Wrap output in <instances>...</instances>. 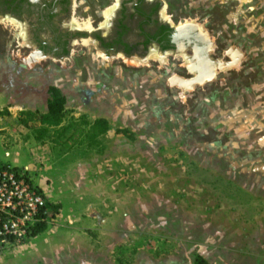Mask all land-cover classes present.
Wrapping results in <instances>:
<instances>
[{
	"label": "rangeland",
	"instance_id": "374dc122",
	"mask_svg": "<svg viewBox=\"0 0 264 264\" xmlns=\"http://www.w3.org/2000/svg\"><path fill=\"white\" fill-rule=\"evenodd\" d=\"M77 2L83 19L102 0ZM162 2L172 24L195 22L212 40V59L237 48L236 62L191 86L170 81L193 77L171 52L143 63L79 42L28 62L19 25L0 20V166L36 186L45 223L0 264H264V54L235 42L239 0ZM49 85L66 97L63 124L83 130L76 140L70 127L60 144L37 141L18 121L45 111ZM98 117L109 130L91 137Z\"/></svg>",
	"mask_w": 264,
	"mask_h": 264
},
{
	"label": "flooded vegetation",
	"instance_id": "af4514ba",
	"mask_svg": "<svg viewBox=\"0 0 264 264\" xmlns=\"http://www.w3.org/2000/svg\"><path fill=\"white\" fill-rule=\"evenodd\" d=\"M162 6V0H102L98 10L86 6L83 11H87V16L81 19L77 0H0V20L19 25L23 38L33 49L28 62L41 57H65L79 42L92 44L107 57H135L143 63L156 51L180 54L187 62L196 54V70H189L191 62L187 66L193 77H202L198 70L203 66L201 58L210 63L209 71L214 66L221 68L236 62L237 55L230 52L231 59L226 62L212 59L208 49L212 40L197 28L186 31L190 40L182 37L174 42L176 26L186 19L172 24L169 16L162 14ZM98 17L102 19L98 21ZM207 76L204 78L213 75Z\"/></svg>",
	"mask_w": 264,
	"mask_h": 264
},
{
	"label": "built area",
	"instance_id": "2783aa9c",
	"mask_svg": "<svg viewBox=\"0 0 264 264\" xmlns=\"http://www.w3.org/2000/svg\"><path fill=\"white\" fill-rule=\"evenodd\" d=\"M40 209V194L23 172L0 166V256L34 235Z\"/></svg>",
	"mask_w": 264,
	"mask_h": 264
},
{
	"label": "trees",
	"instance_id": "16d2710c",
	"mask_svg": "<svg viewBox=\"0 0 264 264\" xmlns=\"http://www.w3.org/2000/svg\"><path fill=\"white\" fill-rule=\"evenodd\" d=\"M48 99L46 103L45 111L39 115L35 111L26 110L22 112L23 117H20L18 121L27 126L30 122L33 138L37 141L49 138L53 142L60 144L62 138L66 135L67 130L71 127L70 125H64V109L66 103V97L61 90L55 85H49L47 88ZM93 130L91 137L97 134H105L109 130V122L106 118L98 117L94 119L91 125ZM72 132L66 137L67 139L76 140L79 135L76 132L80 130V126L74 125ZM83 132V130H80ZM116 132H125V129H117ZM45 223H39L34 226L33 233L36 234L44 229ZM194 264H207L204 258L197 256L194 259Z\"/></svg>",
	"mask_w": 264,
	"mask_h": 264
},
{
	"label": "crops",
	"instance_id": "0c3cea01",
	"mask_svg": "<svg viewBox=\"0 0 264 264\" xmlns=\"http://www.w3.org/2000/svg\"><path fill=\"white\" fill-rule=\"evenodd\" d=\"M239 1L244 6V10L240 12V15H238V12L233 9L228 13L230 21H235L237 25H243L242 30L237 31L238 37H236L235 42L239 43L238 39H240V46L246 48L247 51L252 50L256 52L258 56H262L264 54V15H262V19L258 16V14L250 15V13L255 11V9L259 6L260 0ZM245 28L247 29L246 32L244 31ZM253 41H256L255 44ZM229 52L234 56H239L241 54L237 48H232ZM262 70H264V67H262ZM5 155V160H3L5 163H14L17 161V156H15L12 151L7 150Z\"/></svg>",
	"mask_w": 264,
	"mask_h": 264
},
{
	"label": "water",
	"instance_id": "95a60500",
	"mask_svg": "<svg viewBox=\"0 0 264 264\" xmlns=\"http://www.w3.org/2000/svg\"><path fill=\"white\" fill-rule=\"evenodd\" d=\"M195 28L198 29V26L194 22H183L182 24L177 25L175 30H174V32H173V41L177 42V40L179 38H182V37L183 38L185 37V38L190 40V37L188 36L187 32L193 31ZM203 52H206V51H203ZM201 60H202V58H201ZM189 61L191 62V65L188 66V68H189L190 71L194 72V70H196V68H195L196 62H194V58L193 57L189 58ZM213 73H214L213 71H209L206 75L212 76ZM205 78L204 77H198V76L191 77V78H183V77H180V76H173L172 78H170V81L171 82H179L180 84H183V85H186V86H191L195 82L203 81Z\"/></svg>",
	"mask_w": 264,
	"mask_h": 264
},
{
	"label": "bare ground",
	"instance_id": "6f19581e",
	"mask_svg": "<svg viewBox=\"0 0 264 264\" xmlns=\"http://www.w3.org/2000/svg\"><path fill=\"white\" fill-rule=\"evenodd\" d=\"M195 23V22H194ZM203 31V30H202ZM203 33V32H202ZM204 41L206 42V39H204ZM207 44V43H206ZM206 49V48H205ZM207 50V49H206ZM202 51V50H201ZM207 54V53H206ZM196 55V54H195ZM195 55H194V58H195ZM197 56V55H196ZM200 56H201V54H200ZM202 57V56H201ZM204 58V57H203ZM202 61V64H203V66L199 69V75L201 74V76L202 77H204V75H206L208 72H209V69H208V64H210V63H208V64H206V61H204V59H202L201 60ZM190 62V61H189ZM189 62H188V64H189ZM196 62V61H195ZM210 62V61H209ZM211 66V65H210ZM199 67V66H198ZM212 68V67H211ZM210 68V69H211ZM214 68V67H213ZM213 68H212V70H213ZM185 87V86H184ZM183 88V87H182Z\"/></svg>",
	"mask_w": 264,
	"mask_h": 264
}]
</instances>
